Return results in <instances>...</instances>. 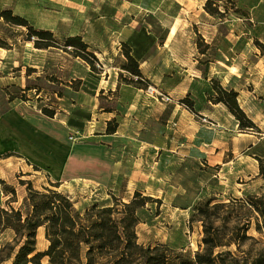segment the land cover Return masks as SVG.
<instances>
[{
  "label": "rangeland",
  "instance_id": "rangeland-1",
  "mask_svg": "<svg viewBox=\"0 0 264 264\" xmlns=\"http://www.w3.org/2000/svg\"><path fill=\"white\" fill-rule=\"evenodd\" d=\"M217 5L220 17L209 15L204 5L194 9V0H0V12L10 10L33 29L50 31L56 42V47L36 49V37L28 40L26 27L0 19V43L5 45L0 47V118L7 115L0 123V178L16 189L14 207L26 194L27 185H19L20 180L37 190L58 185L80 212L109 194L128 201L139 191L161 205L158 216L136 227L137 242L166 244L174 259L193 257L201 249L195 205L263 195L255 156L264 153V0ZM105 16L122 17L124 23L137 18L135 30L145 27L153 33L149 42L162 45L159 52L149 51L151 79L142 74L146 84L139 88L125 81L137 80L121 68L125 44H120L124 61L112 57L119 82L147 96L142 111L130 112L129 133L136 134L114 140L97 137L94 130L67 129L60 107L65 86L83 83L82 89L90 90L103 72L94 53L92 70L70 47L63 49L65 40L70 33L95 31ZM214 80L237 92L240 108L260 133L240 131L227 108L214 103ZM107 97L99 95L100 107L115 109L116 100ZM177 108L189 118L183 119ZM43 109L53 111V118L43 115ZM122 116L117 113L106 123L105 134L108 127L117 129ZM150 207L154 211L156 205ZM248 235L261 239L253 226ZM8 242L12 233H1L0 248ZM47 245L39 230L36 248L44 251Z\"/></svg>",
  "mask_w": 264,
  "mask_h": 264
},
{
  "label": "trees",
  "instance_id": "trees-1",
  "mask_svg": "<svg viewBox=\"0 0 264 264\" xmlns=\"http://www.w3.org/2000/svg\"><path fill=\"white\" fill-rule=\"evenodd\" d=\"M219 2L223 0H207L203 8L209 15L220 17ZM0 19L7 24L26 27L28 40L36 37L33 40L36 49L56 47L50 31L33 29L24 18L13 16L10 10L1 11ZM4 46L0 43V47ZM69 47L75 57L95 70L94 54L88 51L81 37L66 38L63 49ZM122 54L125 57L122 70L137 78L125 81L138 88L141 82L146 84L139 70V59L131 54L126 44ZM211 89L215 93L214 103L227 108L240 131L260 133L240 108L237 92L224 89L215 80L211 82ZM182 103L191 110L188 99ZM42 113L47 117L54 115L47 109ZM115 131V125L107 129L108 134ZM255 159L259 176L264 180V153L256 155ZM25 184L22 204L14 207L16 189L0 178V234L12 233V242L0 248V264H264V241L261 240L264 239V194L213 205L212 200L207 199L195 205L193 214L201 222L203 233L201 249L193 257L176 255L173 259V252L166 244L152 246L137 242L136 227L159 215V199L139 191L128 201L109 194L107 199L95 201L80 212L68 195L57 190L58 185L37 190L29 181H19V185ZM152 205H156L154 211ZM252 226L261 239L248 235ZM39 228L43 229L48 242L44 251L36 248ZM247 243L250 246L243 249Z\"/></svg>",
  "mask_w": 264,
  "mask_h": 264
},
{
  "label": "crops",
  "instance_id": "crops-1",
  "mask_svg": "<svg viewBox=\"0 0 264 264\" xmlns=\"http://www.w3.org/2000/svg\"><path fill=\"white\" fill-rule=\"evenodd\" d=\"M205 1L206 0H194V9L198 5L202 7ZM159 13L163 15L161 10H159ZM136 19L137 18H134L130 23H124L122 17L105 16L101 23V27L95 29V31L74 32L68 35L69 37H81L88 46V49L89 47L95 49L96 52L93 53L97 56L103 67L101 68L103 72L99 75L95 74L99 78H95L90 90L82 89L83 83L79 88L65 86V94L60 97V102H62L60 103V107L64 112L62 115L65 118L64 125L67 129L73 130L76 133H84L87 130L90 133L94 130L95 136L98 135L97 137L109 140L125 136L133 137L136 134L129 133L132 132L131 130L133 129V120L131 119L132 115L130 112L132 109L137 110V108H140L142 111L141 108L146 104L145 101H147V96H143L141 90L119 82V71L115 64H113L112 57L115 58L117 56L120 61H124V58L120 55V44H126L131 50V54L139 59L141 73L151 79V76L148 74L150 66L149 55H151L149 51L156 50L159 52L158 50H161L162 46L158 41L149 42L147 38L153 33L148 31L145 27V29L140 27V31L139 29L135 30L139 25ZM121 23H124V25H121ZM105 63H109V66L108 64L105 65ZM84 69L86 70V68ZM85 72L86 76L88 71ZM78 79L84 80L83 77H79ZM107 94L108 99L112 100L114 98L116 100V108L106 111V108L100 107L98 97L99 95L106 96ZM143 98L145 101H142ZM13 101L14 99H8L9 104L13 103ZM179 110L180 108H177L176 113H178ZM117 113L123 116L118 121L116 131L113 135L105 134L106 123L115 118ZM140 114L141 116L139 119L143 120V112H140ZM180 114L185 120L189 118V113L186 110L181 109ZM5 115L0 118V123L7 117V115L6 117ZM145 115L144 113V117ZM48 118L51 119L53 117ZM140 126L142 127V124H140ZM94 128H99L100 131ZM39 230L43 229L39 228L38 231Z\"/></svg>",
  "mask_w": 264,
  "mask_h": 264
}]
</instances>
